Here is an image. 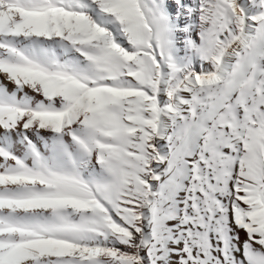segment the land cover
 <instances>
[{"label": "snow or ice", "instance_id": "obj_1", "mask_svg": "<svg viewBox=\"0 0 264 264\" xmlns=\"http://www.w3.org/2000/svg\"><path fill=\"white\" fill-rule=\"evenodd\" d=\"M0 264H264V0H0Z\"/></svg>", "mask_w": 264, "mask_h": 264}]
</instances>
